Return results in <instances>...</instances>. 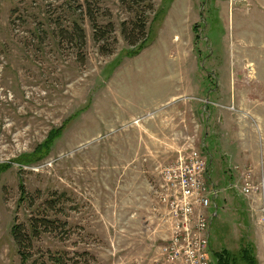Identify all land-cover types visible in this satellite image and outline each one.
<instances>
[{"label": "rangeland", "instance_id": "374dc122", "mask_svg": "<svg viewBox=\"0 0 264 264\" xmlns=\"http://www.w3.org/2000/svg\"><path fill=\"white\" fill-rule=\"evenodd\" d=\"M138 10L148 47L130 57L137 47L122 28L135 14L121 0H0V264H21L13 227L29 233L32 219L54 225L33 239L29 264H168L172 233L156 190L186 146L155 137L156 118L191 86L196 116L184 113V124L212 160L207 186L220 190L208 263L248 248L264 264V192H239L247 169L264 182V0H147ZM89 12L113 23L114 36L96 43ZM74 22L84 49L71 38ZM217 101L229 107L214 109ZM228 109L240 118L236 151L251 157L222 152L230 127L218 118ZM148 134L164 152L138 154Z\"/></svg>", "mask_w": 264, "mask_h": 264}, {"label": "built area", "instance_id": "2783aa9c", "mask_svg": "<svg viewBox=\"0 0 264 264\" xmlns=\"http://www.w3.org/2000/svg\"><path fill=\"white\" fill-rule=\"evenodd\" d=\"M194 139V135L183 136L186 147L172 164L162 168L156 190L165 209L164 221L172 233L165 248L168 264H209L211 198L217 191L207 186L208 159L194 146ZM242 177L241 194L254 197L264 192V182L256 184L252 170L243 171ZM197 206L207 209V217L204 212L197 213Z\"/></svg>", "mask_w": 264, "mask_h": 264}, {"label": "trees", "instance_id": "16d2710c", "mask_svg": "<svg viewBox=\"0 0 264 264\" xmlns=\"http://www.w3.org/2000/svg\"><path fill=\"white\" fill-rule=\"evenodd\" d=\"M147 0H121L122 4L128 6L129 12L135 14V20H132L130 23L125 22L122 28V34L126 41L132 46L137 47L135 52L130 53V57H135L139 55L145 48L147 42V17L145 12L138 10V7L141 4L146 3ZM90 19L93 29H94V40L96 43L100 44L105 39H108L107 36H114L115 27L113 23H108L107 25H100L98 19L95 18V15L92 12H89L87 15ZM132 28V30H129ZM137 33V34H136ZM67 35L65 32H61V35ZM71 38L78 42L81 45L82 49L86 47V33L84 29L74 22L72 32L70 33ZM137 36L135 39L134 37ZM103 53L105 52V47H103ZM84 62V58L82 60ZM53 139V137H52ZM52 145V142L49 141ZM47 206L51 209H54L55 205L50 202ZM54 225L52 220H31L30 231L29 233L25 232L22 225H16L13 227V237L19 248V255L21 256V264H29L32 260L30 256V249L33 239H36L40 236L44 230ZM216 259L218 264H256L255 256L252 254L251 249H245L240 252L238 256L232 254L227 250H223L221 253L216 254ZM31 264H63L62 258L59 256H54L53 260L44 262H39L38 260L33 261Z\"/></svg>", "mask_w": 264, "mask_h": 264}, {"label": "crops", "instance_id": "0c3cea01", "mask_svg": "<svg viewBox=\"0 0 264 264\" xmlns=\"http://www.w3.org/2000/svg\"><path fill=\"white\" fill-rule=\"evenodd\" d=\"M193 86L191 87H185L182 93H178L176 95H173L171 97V102H168L165 107L167 108H163V112H161L158 117L156 119H158L157 121L160 122L162 124V126L159 128V130L155 133V137L157 138H166V133L167 135H171V137L173 136L174 139L177 141H181L183 140V136H187V135H193L194 131H193V127L191 129L190 126H188V124H184L186 123L185 121H187L186 116L184 117L183 114H193L194 116H196V113L194 114V107L191 104V100H194L192 97L194 96V92H193ZM218 96L219 97H223L222 95V90H218ZM201 92L206 93L207 90L203 89L201 87ZM213 91H211L212 93ZM221 93V94H220ZM217 96V95H216ZM217 96V97H218ZM186 98V99H185ZM207 102H209V100H207ZM242 105L243 107H245L244 104H239ZM214 109L217 108H227L229 106H223L220 102H215L212 104ZM205 109V108H204ZM206 111H209V108L205 109ZM228 112H230V110H228ZM174 113L176 115H178V117L175 118H170V114ZM213 113V112H212ZM208 114V113H207ZM201 115V114H200ZM209 117V118H208ZM134 118V117H132ZM186 120H185V119ZM211 116L206 117L205 121V126H204V136H203V144H204V138L206 136H209V134H207L206 131H208V127L206 126L207 123V119H210ZM171 119H175L176 121H173ZM240 118L238 117V114H234V113H225V112H220L219 114V118H218V123L221 125H227L230 127V136H228L226 139L223 140V151L226 155H229L231 158H236L238 155H240V158L242 159V157L246 156V157H251L249 156L248 153H243L240 152L241 154H239V152H237L236 150L238 147V144L240 142V139H236L235 138V129L234 126L236 122H239ZM172 127V129H170V127ZM150 138H153L154 136H149V134L147 136H143V140L141 141V143L139 142V145L137 147V152L140 155H148L151 154L154 151H160V152H164L165 147L162 148V146H160V149H152L153 147L148 146L147 141L146 140ZM154 137V138H155ZM153 138V139H154ZM168 138V137H167ZM172 145V144H171ZM168 146V147H174V146ZM129 149V148H128ZM218 152V150L216 151ZM215 152V153H216ZM238 154V155H237ZM212 160H210V164H211Z\"/></svg>", "mask_w": 264, "mask_h": 264}]
</instances>
